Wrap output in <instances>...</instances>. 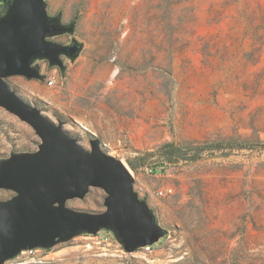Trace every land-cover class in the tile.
I'll return each mask as SVG.
<instances>
[{
	"label": "rangeland",
	"instance_id": "obj_1",
	"mask_svg": "<svg viewBox=\"0 0 264 264\" xmlns=\"http://www.w3.org/2000/svg\"><path fill=\"white\" fill-rule=\"evenodd\" d=\"M42 2L66 28L45 40L78 52L33 61L40 79L5 83L82 149L98 140L120 160L165 234L149 251L126 253L100 230L3 264H264V0ZM212 142L232 145L151 171L165 143ZM40 143L0 107V161ZM165 188L171 193L156 194ZM14 195L0 189V200ZM106 197L89 188L65 205L100 214Z\"/></svg>",
	"mask_w": 264,
	"mask_h": 264
},
{
	"label": "water",
	"instance_id": "obj_2",
	"mask_svg": "<svg viewBox=\"0 0 264 264\" xmlns=\"http://www.w3.org/2000/svg\"><path fill=\"white\" fill-rule=\"evenodd\" d=\"M0 107L28 124L41 143L34 153L15 154L0 161V189L15 196L0 201V264L23 250L50 248L81 234L110 232L126 253L152 245L164 236L145 202L133 190L128 168L90 141V151L26 104L5 80L12 76L40 79L36 59L50 64L64 53L73 58L78 47L63 48L47 37L66 28L44 13L42 0H0ZM89 188L107 197L100 214L66 207L82 199Z\"/></svg>",
	"mask_w": 264,
	"mask_h": 264
},
{
	"label": "trees",
	"instance_id": "obj_3",
	"mask_svg": "<svg viewBox=\"0 0 264 264\" xmlns=\"http://www.w3.org/2000/svg\"><path fill=\"white\" fill-rule=\"evenodd\" d=\"M0 6L3 7L2 5ZM230 145H232L231 142H212L186 146H176L172 143H165L157 149V153L163 159L160 165L151 169V171H155L159 168V171L164 172L168 165L177 163L178 161H193L196 160L203 151H219L225 149V146ZM128 164L131 169H135L131 162Z\"/></svg>",
	"mask_w": 264,
	"mask_h": 264
},
{
	"label": "built area",
	"instance_id": "obj_4",
	"mask_svg": "<svg viewBox=\"0 0 264 264\" xmlns=\"http://www.w3.org/2000/svg\"><path fill=\"white\" fill-rule=\"evenodd\" d=\"M55 77H56L55 75H50V76L48 77V86H52V85H53V83L55 82ZM169 193H171V189H170V188L160 189V190H158V191L156 192V194H157L158 196H165V195H167V194H169ZM149 248H150L149 245L143 247V249H144L145 251H149ZM34 251H35V249H32V250H26V252H28V253H30V254H32Z\"/></svg>",
	"mask_w": 264,
	"mask_h": 264
},
{
	"label": "flooded vegetation",
	"instance_id": "obj_5",
	"mask_svg": "<svg viewBox=\"0 0 264 264\" xmlns=\"http://www.w3.org/2000/svg\"><path fill=\"white\" fill-rule=\"evenodd\" d=\"M14 196H15V195H14ZM0 201H3V202H4V201H6V200H0Z\"/></svg>",
	"mask_w": 264,
	"mask_h": 264
}]
</instances>
